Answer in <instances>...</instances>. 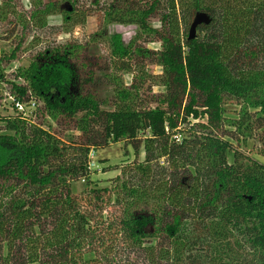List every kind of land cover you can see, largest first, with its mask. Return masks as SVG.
Returning a JSON list of instances; mask_svg holds the SVG:
<instances>
[{"label": "trees", "instance_id": "16d2710c", "mask_svg": "<svg viewBox=\"0 0 264 264\" xmlns=\"http://www.w3.org/2000/svg\"><path fill=\"white\" fill-rule=\"evenodd\" d=\"M27 2L0 0L13 45L0 90L16 112L0 115V264H264V0H94L82 11L77 0ZM198 13L212 21L189 40ZM57 14L62 25H49ZM94 17L95 36L133 26L161 45L111 36L119 69L159 66L163 93L145 101L134 84L99 96L112 65L97 77L89 56L83 78L79 54L92 44L55 40ZM38 35L55 39L13 71ZM17 102L36 110L18 114ZM116 143L134 160L102 185L90 155Z\"/></svg>", "mask_w": 264, "mask_h": 264}, {"label": "rangeland", "instance_id": "374dc122", "mask_svg": "<svg viewBox=\"0 0 264 264\" xmlns=\"http://www.w3.org/2000/svg\"><path fill=\"white\" fill-rule=\"evenodd\" d=\"M31 1V0H30ZM77 7L80 11L83 9L90 8L94 0H77ZM27 0H25V4L27 5ZM63 23V17L59 14L49 18V25L51 26H59ZM2 30L0 31V57L3 55H9L12 52L13 45L6 41H3V35H1ZM101 33V28L96 21V18H89L87 24L85 26L76 25L74 29L65 30L60 36L56 39V44L59 45H67L68 43H75L76 40L80 43L86 44L90 42L92 45L91 52L88 55H80L77 66H79L80 74L83 78L86 76V72L89 71V68H86L84 65V60L91 56L94 65L97 63L99 65H95L93 69L90 71H95L96 76L98 77L101 73L100 67L104 68L103 63L109 62V65H112L110 71V80L111 84L100 85L97 87L98 94L103 99H112L115 95V90H136L133 89V85L136 84V88L140 89L143 97H147L145 101L151 98L153 95L163 93V88L160 86L158 82L159 77L162 75V70L159 66L152 65L146 67L145 70H141L140 66H136L133 63V68L131 72L123 71L119 69V61H115L111 58L113 46L111 36L113 34H118L121 37L122 42L126 45L130 44L132 41H136L135 45L139 48H147L148 50H160L161 45L157 42H150V39L146 36H143L140 33V30L137 27H120L114 25L110 28L109 33L104 34L103 36H95L96 34ZM52 37L51 40L53 41ZM51 40L46 41L42 40L41 36L35 37V40H28L25 45V49L21 52L20 58L16 61L12 67L13 71H16L18 68L26 67L31 64L33 57L36 56V53L40 50L44 49L46 44L51 42ZM136 63V62H135ZM91 66L92 63L90 64ZM118 66V67H117ZM143 69V68H142ZM109 72V71H108ZM11 77V76H9ZM114 77H117V83L114 81ZM115 82V83H114ZM133 89V90H132ZM10 93L7 89L0 90V115L1 116H13L16 115V112L13 109L12 103L13 100L9 97ZM147 103V102H146ZM28 117L31 116L36 107L28 106L27 108ZM187 125H182L181 136L187 135ZM148 134H146L147 136ZM141 138L144 136L141 134ZM127 147V156H125V148ZM138 157L140 161L144 160L143 150L141 149L138 153ZM91 159V176L95 181H102V185H106L109 183V180L117 178V174L119 171L115 167L116 165L120 166L123 161H133L134 160V150L131 145L125 146V143H116V145H110L108 147H100L96 150H93L90 155ZM125 159V160H123ZM259 159V158H258ZM264 163L263 159H259ZM102 161H108L107 164L103 165ZM164 160H162V165H164ZM106 169L108 166H112L113 169L109 170L107 173L102 171V167ZM97 171V173H95ZM85 183L82 180L75 182L73 184V188L75 193L80 196L82 191L84 190Z\"/></svg>", "mask_w": 264, "mask_h": 264}, {"label": "water", "instance_id": "95a60500", "mask_svg": "<svg viewBox=\"0 0 264 264\" xmlns=\"http://www.w3.org/2000/svg\"><path fill=\"white\" fill-rule=\"evenodd\" d=\"M69 10H71V8L69 7ZM72 11V10H71ZM212 21L211 16L208 13H198L194 19V21L192 22V27L190 29L189 32V40H195L197 38L198 35V29L201 26H206L209 25Z\"/></svg>", "mask_w": 264, "mask_h": 264}, {"label": "built area", "instance_id": "2783aa9c", "mask_svg": "<svg viewBox=\"0 0 264 264\" xmlns=\"http://www.w3.org/2000/svg\"><path fill=\"white\" fill-rule=\"evenodd\" d=\"M13 102H15V101L13 100ZM15 104H16V111L18 114H24V115L28 116L27 109H26L28 106H26L25 104H22V103L20 104L18 102ZM31 106L35 107V104H32Z\"/></svg>", "mask_w": 264, "mask_h": 264}]
</instances>
